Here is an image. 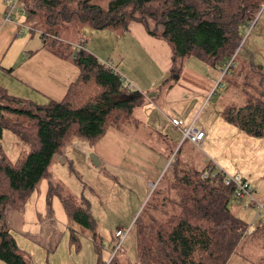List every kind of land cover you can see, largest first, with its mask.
Returning a JSON list of instances; mask_svg holds the SVG:
<instances>
[{
  "label": "trees",
  "instance_id": "16d2710c",
  "mask_svg": "<svg viewBox=\"0 0 264 264\" xmlns=\"http://www.w3.org/2000/svg\"><path fill=\"white\" fill-rule=\"evenodd\" d=\"M33 1L31 12L37 11L36 6L44 9L49 26L77 20L97 29L126 31L131 22L143 24L152 36L170 47L171 72L177 76L190 57L212 67L225 68L231 62L230 70L246 30L264 2L108 0L103 6L100 0ZM42 36L49 49L71 58L79 75L61 100L46 102L15 95L0 84V141L5 130L11 129L31 148L15 159L5 153L0 156V220L6 217L7 207L19 211L24 208L41 180L51 175L56 155L72 138L79 136L97 143L109 127H117L146 102L138 89L124 85L115 65H107L106 60L86 49L85 41L74 52L58 33L46 30ZM246 64L255 66L250 59ZM223 114L248 134L264 135L263 92L249 95L241 106L225 108ZM216 169L213 164L204 169L179 168L160 186L162 197L142 210L132 226L137 239V264H228L250 224L234 212L230 201L236 196L235 187L225 183L223 170ZM209 170L218 171L217 176L203 178ZM63 202L66 214L81 230L93 231L95 219L87 205L72 199ZM70 240L79 250L74 229ZM93 240L98 264H104L101 250L105 246ZM0 261L31 264L12 230L6 227L0 228ZM109 264L133 263L118 253Z\"/></svg>",
  "mask_w": 264,
  "mask_h": 264
},
{
  "label": "rangeland",
  "instance_id": "374dc122",
  "mask_svg": "<svg viewBox=\"0 0 264 264\" xmlns=\"http://www.w3.org/2000/svg\"><path fill=\"white\" fill-rule=\"evenodd\" d=\"M26 1H31L28 2V8L24 3ZM100 2L106 6L108 0ZM4 3L13 6V18H23L25 26H28L27 29L23 28L26 34L35 33L38 40L43 38L44 31H53L65 44H70L69 48L74 52L81 48L79 43L85 41L88 50L94 51L104 60L112 58L122 76L136 85L138 83L134 77L123 70L127 64L154 82L174 78L171 67L166 77L156 74L155 70L160 74L166 70V58L163 52H151L154 46L139 36L142 31L152 36L143 24L136 23L128 31L97 30L89 23L77 20L49 26L44 9L36 6L37 11L31 12L35 7L32 6L33 0H4ZM30 27L34 30H29ZM41 28L45 29L43 33L36 31ZM120 54H123L124 59ZM249 59L254 61V69L246 64ZM261 64H264V2L248 26L242 47L230 70L227 67L209 66L196 57L185 60L181 69L185 70L186 65L200 73L208 69L217 77L212 91L204 97L202 110L207 115L212 113L216 104L224 106V109L240 106L249 95L264 93ZM0 74L3 75L0 84L13 89L6 82L13 83L12 79L1 70ZM201 96L198 92L195 98L200 99ZM162 100H168L167 96ZM147 101L137 107L132 116L120 121L117 127H109L106 137L97 143L79 136L72 138L63 151L56 155L51 175L41 180L24 208L19 211L7 207L6 217L0 220V228L9 226L31 264H98L93 238L105 246L101 250L105 264L117 245L115 233L119 228L130 229V233L118 253L137 264V239L132 227L136 217L150 207L154 199L162 197L158 189L167 183L173 171L184 167L186 162L193 168L198 167L203 153L208 154L211 150L204 143L195 147L189 141L180 143L173 135L166 134L162 118L158 115L149 116L146 113L149 107L142 108ZM157 102L161 103L160 100ZM198 119L197 116L196 123ZM251 139L252 142L246 140L243 144L242 138L237 137L236 143L244 148L237 161L241 163L242 170L251 173L248 178L253 188H257L258 182H263L262 188L255 190L252 197L264 205V135H252ZM211 145L219 150L216 142ZM30 150L29 145L14 131L5 130L0 141V156L5 153L15 159L25 156ZM91 154L100 158V165L93 164ZM252 197L231 198L230 205L234 212L246 223H253L255 229L246 232L228 264H264V208L261 218L257 217L258 207L250 205ZM64 199L88 206L95 219L93 231L81 230L68 217ZM72 229L77 232L79 250L76 249V242L70 240ZM0 264L6 263L0 261Z\"/></svg>",
  "mask_w": 264,
  "mask_h": 264
},
{
  "label": "crops",
  "instance_id": "0c3cea01",
  "mask_svg": "<svg viewBox=\"0 0 264 264\" xmlns=\"http://www.w3.org/2000/svg\"><path fill=\"white\" fill-rule=\"evenodd\" d=\"M24 3L26 4L27 1ZM7 9L8 5L4 3V0H0V70L12 79L13 83L10 81L6 82L13 89L10 86H3L15 95L34 99L37 102H45L50 99L61 100L65 96L69 85L77 79L79 75L78 68L71 58L60 56L49 49L46 46V40L40 36L37 40L35 33L26 34L23 28L27 29L28 26H25L26 23L23 18H16L15 16L13 18V14L11 18H7ZM136 23L138 22H131L128 30L135 26ZM29 30L32 31L34 29L30 27ZM42 30L45 29L41 28L36 31L43 33ZM139 36L150 46H154L151 52L164 53L167 64L166 70L164 69L161 74L154 70L156 74L166 77L172 66V51L170 47L164 40L163 42L144 31ZM116 48L118 49V46ZM89 51L100 57L94 51ZM120 55L124 59L123 54ZM259 67L262 68L263 72L264 64ZM123 70L134 77L139 85L135 84L136 88L146 96V101L149 100L142 107H149L146 110L147 115L152 117L158 115L162 118V127L163 131L167 132L166 134L173 135L175 139L180 140V143L189 141L183 140L182 130L173 124V118L181 119L185 126L194 123L205 132L202 143L211 149L210 152L208 154L203 153L199 159L200 165L198 167L193 168L186 162L182 168L204 169L208 165L213 164L225 173L232 175L236 173L242 174L251 183L248 178L251 173L245 169L242 170L241 163L237 161L240 151L244 148L236 143V139L240 136L244 144L246 140L252 142V135L226 119L223 114L224 106L214 105L212 113L207 115H204L205 110H202L204 97L212 91L217 78L208 69H206L205 73H200L186 65L185 70L182 69L178 76L171 74L174 76L173 79L167 81L164 79L161 81L155 80V82L147 75L140 73L139 70L137 72L130 64H127L126 69L123 68ZM1 76L3 75L0 74ZM261 84H264V77L261 79ZM198 92L202 94L200 99L195 98ZM166 96L168 100L163 101L162 99ZM157 100H160L161 103L158 104ZM135 111L136 109L134 113ZM197 116L199 117L197 120L198 124L195 122ZM215 142L219 145V150H216L211 145L215 144ZM190 143L193 144L192 142ZM194 146L196 147V145ZM262 183V181L258 182L257 188L254 187V191L261 189Z\"/></svg>",
  "mask_w": 264,
  "mask_h": 264
},
{
  "label": "built area",
  "instance_id": "2783aa9c",
  "mask_svg": "<svg viewBox=\"0 0 264 264\" xmlns=\"http://www.w3.org/2000/svg\"><path fill=\"white\" fill-rule=\"evenodd\" d=\"M8 5V12H7V18H11L12 17V11L11 8L13 7L10 4ZM107 63V65L110 66H114V62L109 59L105 61ZM231 65V62L228 63L227 68H229V66ZM122 81L124 83V85H126L128 88L131 89H137L135 84L130 82L126 77L122 76ZM172 122L174 125L178 126L181 128L182 133H183V140H189L190 142H192L194 145L196 146H200L203 142L204 139V134L205 132L202 131L201 129H199L194 123L185 126L184 122L181 119H177V118H173ZM214 170V169H213ZM216 170H221L219 168H217ZM205 171L203 173V178H208L210 175L215 177L218 174V171ZM224 181L227 185H233L235 187V192H236V196L243 198V197H252L253 192H254V188L252 186V184L241 174H229V173H225V177H224ZM250 205H255L258 207V213H257V217L260 216L261 218V211L264 208V205H261L260 203H258L256 200L253 199L252 197V201L250 202ZM255 229L254 224H250L248 227L247 232H253ZM130 229H123V228H119L116 233L115 236L118 240L117 245L111 255V257L109 258L108 262H106V264H109L110 261L113 259V257L117 254V252L120 250L124 240L127 238V236L129 235Z\"/></svg>",
  "mask_w": 264,
  "mask_h": 264
},
{
  "label": "water",
  "instance_id": "95a60500",
  "mask_svg": "<svg viewBox=\"0 0 264 264\" xmlns=\"http://www.w3.org/2000/svg\"><path fill=\"white\" fill-rule=\"evenodd\" d=\"M91 157H92V161H93L94 165H100L101 164V160L97 155L91 154Z\"/></svg>",
  "mask_w": 264,
  "mask_h": 264
}]
</instances>
